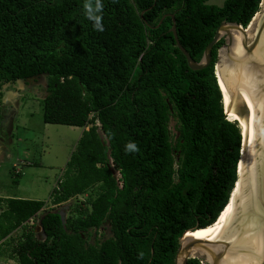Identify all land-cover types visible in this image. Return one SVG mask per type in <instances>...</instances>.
<instances>
[{"label": "trees", "instance_id": "1", "mask_svg": "<svg viewBox=\"0 0 264 264\" xmlns=\"http://www.w3.org/2000/svg\"><path fill=\"white\" fill-rule=\"evenodd\" d=\"M209 1L101 0L98 31L86 15L89 0H0V103L4 85L44 76L42 122L83 128L50 192L52 209L38 217L40 238L27 222L44 202L0 199V257L147 264L152 240L149 264H173L183 232L214 224L236 179L241 141L219 108L213 65L223 40L196 73L174 46L167 18L198 61L220 22L245 27L260 0ZM141 12L147 27L166 18L147 29ZM129 143L138 150H126ZM84 194L70 210L78 215L62 223L53 207ZM104 223L110 236L88 243ZM17 229L19 239L4 242Z\"/></svg>", "mask_w": 264, "mask_h": 264}, {"label": "water", "instance_id": "2", "mask_svg": "<svg viewBox=\"0 0 264 264\" xmlns=\"http://www.w3.org/2000/svg\"><path fill=\"white\" fill-rule=\"evenodd\" d=\"M143 12L139 18L147 29L156 28L166 18L162 16L154 27H147L141 19ZM169 16L173 44L187 68L196 73L209 65L211 49L223 40L213 65L219 108L226 118L231 115L241 136L236 179L222 211L227 205L229 209L216 218L212 227L183 232L177 239L173 264H186L190 259L200 264H264V0L259 1L257 12L245 27L220 22L198 61H193L179 44L173 17ZM216 68L220 71L219 85ZM41 77L16 83H35ZM5 120L3 116L0 124ZM58 215L63 223V214ZM196 230L200 231L190 235Z\"/></svg>", "mask_w": 264, "mask_h": 264}, {"label": "rangeland", "instance_id": "3", "mask_svg": "<svg viewBox=\"0 0 264 264\" xmlns=\"http://www.w3.org/2000/svg\"><path fill=\"white\" fill-rule=\"evenodd\" d=\"M222 2L223 0H210L208 4L220 6ZM44 78L42 76L35 83L4 85L1 91L2 98L6 94H14L13 99L17 101L14 106L9 105L12 99L3 104L4 110H9L12 114L11 129L8 128L6 134L0 135L3 151V156L0 158V198L17 197L44 202V210L40 211L32 220V224L28 225L34 227L37 238L41 236L38 217L42 212L52 209L48 203L50 192L61 178L65 162L83 130V128L42 122ZM0 110L2 112L1 104ZM174 127L175 120L171 117L168 123L171 134H175ZM99 134L103 139L100 132ZM16 172H19L17 176ZM114 174L117 176L116 172ZM86 196L87 194H84L71 198L67 202L54 206L53 210L61 212L64 218L76 217L78 214L70 210L75 206H82L81 202L86 199ZM20 233L21 229L12 232L4 242L15 243ZM109 236L108 225L104 223L97 230L92 229L89 232L88 243H92L93 240L102 241ZM0 264L18 263L14 259L1 256Z\"/></svg>", "mask_w": 264, "mask_h": 264}, {"label": "clouds", "instance_id": "4", "mask_svg": "<svg viewBox=\"0 0 264 264\" xmlns=\"http://www.w3.org/2000/svg\"><path fill=\"white\" fill-rule=\"evenodd\" d=\"M102 3L101 0H95V5L93 6L91 3V0H89V3L85 4V10H86V15L89 19L93 20L94 23V28L98 31H103V26L101 23V17L97 15L102 10ZM126 150H138L136 148L135 144L129 143L126 146Z\"/></svg>", "mask_w": 264, "mask_h": 264}, {"label": "crops", "instance_id": "5", "mask_svg": "<svg viewBox=\"0 0 264 264\" xmlns=\"http://www.w3.org/2000/svg\"><path fill=\"white\" fill-rule=\"evenodd\" d=\"M5 95V94H4ZM8 95V96H7ZM14 98V94H6V96L4 98L1 99V105H2V114H7V112H9V110H4V105H5V102H8L12 99V103H9V105H13L14 106V103H16V99H13ZM4 104V105H3ZM13 108V107H12ZM8 128L11 129V122H9V125H8ZM1 131H2V126H1ZM2 134V133H1ZM3 156V151H2V146L0 144V158ZM17 171V170H16ZM16 175L19 174V172H16L15 173ZM5 198H15V199H22V198H17V197H5ZM5 198H0V199H5ZM25 200H30V199H25ZM36 201V200H35ZM32 224V219H29L28 222H27V226ZM18 230V229H17ZM16 231V230H15ZM14 232V231H13Z\"/></svg>", "mask_w": 264, "mask_h": 264}, {"label": "bare ground", "instance_id": "6", "mask_svg": "<svg viewBox=\"0 0 264 264\" xmlns=\"http://www.w3.org/2000/svg\"><path fill=\"white\" fill-rule=\"evenodd\" d=\"M219 70H218V68H216V72H215V74H216V78H217V83H218V85H219ZM227 117L229 118V120L230 121H232V119H231V115H229V114H227ZM229 205H227L226 206V208L220 213V215L218 216V218L225 212V211H227L228 209H229ZM213 225H211V226H209V227H207V228H210V227H212ZM207 228H204V229H207ZM198 231H200V230H196V231H194V232H192V233H190V235H193V234H196Z\"/></svg>", "mask_w": 264, "mask_h": 264}, {"label": "flooded vegetation", "instance_id": "7", "mask_svg": "<svg viewBox=\"0 0 264 264\" xmlns=\"http://www.w3.org/2000/svg\"><path fill=\"white\" fill-rule=\"evenodd\" d=\"M17 84V83H16ZM11 114L12 112H8L7 114H2V117L4 116L5 117V121L1 124L2 126V134H6L7 132V129H8V125H9V121H8V118L11 117ZM10 119V118H9ZM1 134V135H2Z\"/></svg>", "mask_w": 264, "mask_h": 264}]
</instances>
